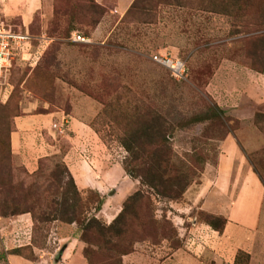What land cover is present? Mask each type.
<instances>
[{"label": "rangeland", "instance_id": "rangeland-1", "mask_svg": "<svg viewBox=\"0 0 264 264\" xmlns=\"http://www.w3.org/2000/svg\"><path fill=\"white\" fill-rule=\"evenodd\" d=\"M11 1L19 9L33 3L36 11L25 22L21 14L7 15L5 0H0L5 23L31 36L25 59L14 61L0 85V190L34 213L0 216V264H14L20 257L38 264H194L197 244L179 227L191 226L188 216L206 223L205 212L180 204L206 172L214 171L222 141L236 138L249 166L264 176V0H183V6L162 1L129 17L125 14L134 0ZM73 31L92 42H72ZM155 55L184 61L185 78H172ZM132 93L176 125L168 135L174 163L197 171L183 196L168 200L140 184L149 201L142 203L138 220L129 218L128 230L119 237L84 234L83 224L33 217L52 198L60 201L62 188L47 172L56 163L68 167L65 156L74 136L66 122L70 117L99 138L85 147L74 144L81 167L97 170L101 162L128 161L120 143V127L127 121L119 115L121 104H106L115 94L130 98ZM212 105L222 109L225 126L218 119L195 122ZM34 118L40 121L34 123ZM19 129L37 145L44 141L51 147L48 154L37 151L34 171L14 153L12 134ZM33 138L24 145L26 151H32ZM40 164L48 169L38 176V185H45L37 192L39 209L33 203L37 196L23 191ZM62 177L67 182V174ZM76 187L83 203L81 220L96 215L108 225L123 207L114 196L116 188L109 187L106 196L112 198L95 211L101 195ZM178 247L183 252L169 262ZM125 250L128 254L122 255Z\"/></svg>", "mask_w": 264, "mask_h": 264}, {"label": "crops", "instance_id": "crops-1", "mask_svg": "<svg viewBox=\"0 0 264 264\" xmlns=\"http://www.w3.org/2000/svg\"><path fill=\"white\" fill-rule=\"evenodd\" d=\"M29 3L19 9L15 2L5 0L4 11L10 16L21 14L25 22H29L36 11V6ZM70 118V121L66 122L74 134L70 138L73 146L65 156V162L76 185L80 190L95 189L104 197V203L112 198L106 196V191L116 188L117 192L114 196L119 197V204H122L129 195L139 189V180L127 175L120 162H101L102 166L97 170L90 166L81 167L76 155L78 148L74 144L85 147L87 144L93 145L99 138L87 125L76 118ZM33 121L37 123L40 119L34 118ZM30 137L33 138L19 129L12 134V141L14 153L34 171L40 158V155L36 154L37 151L41 150L42 155L48 154V149L51 147L44 141L37 145L33 138L32 151H26L24 145ZM94 161L98 162L97 159ZM94 175H98L99 179H95ZM185 195L187 201L180 204L185 210L197 206L203 212L220 215L227 220L222 233L206 223L195 222L190 216L187 218L193 221L191 226L179 227V230H187L192 234L191 240L197 244L194 249L197 255L194 264H235L238 251L249 255L248 264H264V184L249 166L236 138L227 136L222 141V151L214 171L206 172L197 188L195 190L191 188ZM178 218L183 220L181 216ZM29 244L22 247H27ZM182 252L179 247L174 249L167 260L172 262L178 259ZM131 256L132 254L129 255ZM20 259L22 260H13L12 263L38 264L23 257Z\"/></svg>", "mask_w": 264, "mask_h": 264}, {"label": "trees", "instance_id": "trees-1", "mask_svg": "<svg viewBox=\"0 0 264 264\" xmlns=\"http://www.w3.org/2000/svg\"><path fill=\"white\" fill-rule=\"evenodd\" d=\"M162 1H172L179 6L185 4L183 0H134L125 17L132 16L138 12H146L145 10L151 9L156 2L163 3ZM131 95L130 98H120L119 94H115L106 104V106L112 105L114 102L121 104V113L119 115L127 120L125 125L120 127L121 132H123L120 143L129 155L128 161L122 164L123 169L131 178L139 180L142 186H146L149 189L148 193L172 201L179 200L197 176V171L191 167L183 170L174 163L175 154H173L168 135L176 130V125L153 106L138 99L134 93ZM222 116V109L217 105H212L205 114H199L194 120L195 122H202L204 120L218 119L221 125L225 126ZM228 133H230L229 128L227 130ZM44 161L50 160L46 158ZM44 169L48 168L40 164L37 172L30 176L31 181L26 184L23 192L37 196L38 190L45 186L43 183L38 185V179L42 178L38 176L45 171ZM48 171L47 173L57 185L56 187L62 188L60 201L57 202L55 197L52 198L38 214V217H33L42 221L53 219L61 220L68 224H83L84 234L90 232L100 235L112 233L114 236L119 237L124 231L128 230L129 218L138 220L141 217L140 207L142 203L145 200L149 201L145 193L138 189L124 200L121 211L108 225L103 224L96 215H87L81 220L84 213L82 199L66 164L64 162L62 164L56 163L53 165V169ZM254 171L264 184V176L257 169ZM64 173L68 176L67 182H64L62 177ZM63 184L65 187H63ZM21 185L23 186V184ZM97 193L100 194L98 191ZM3 197V193L0 190V216L7 217L21 213H34V208L29 206L21 208L13 199ZM39 201L40 198L38 196L33 198V203L35 202L37 208L40 209L38 206ZM102 204H104V197L101 195L97 201L95 211H100ZM205 222L212 229L222 233L227 220L223 216L205 212ZM109 241L107 239V242ZM23 248L20 247L16 250L20 252ZM126 254H128L127 250L123 251L122 255ZM248 262L249 255L243 251H238L235 264H248Z\"/></svg>", "mask_w": 264, "mask_h": 264}, {"label": "built area", "instance_id": "built-area-1", "mask_svg": "<svg viewBox=\"0 0 264 264\" xmlns=\"http://www.w3.org/2000/svg\"><path fill=\"white\" fill-rule=\"evenodd\" d=\"M70 40L75 43H91V39L73 31ZM31 45L28 32L16 31L7 25L0 14V85L17 58L25 59L26 48ZM154 61L165 66L172 78L181 80L186 76V64L180 59L153 56Z\"/></svg>", "mask_w": 264, "mask_h": 264}]
</instances>
